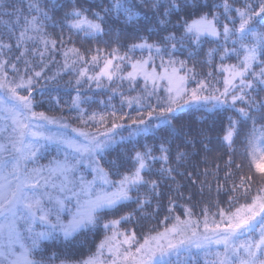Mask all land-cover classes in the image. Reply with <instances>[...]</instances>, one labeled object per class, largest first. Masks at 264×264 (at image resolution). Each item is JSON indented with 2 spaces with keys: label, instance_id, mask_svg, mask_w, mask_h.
Returning <instances> with one entry per match:
<instances>
[{
  "label": "snow or ice",
  "instance_id": "snow-or-ice-1",
  "mask_svg": "<svg viewBox=\"0 0 264 264\" xmlns=\"http://www.w3.org/2000/svg\"><path fill=\"white\" fill-rule=\"evenodd\" d=\"M5 3L6 0H0V7ZM207 6V0H110V6L103 7L101 3L100 11H92L81 0H29L28 15L22 17L15 45L22 49L16 60L23 58V69L4 58L3 50H10L12 45L0 38V264H53V257L46 262L34 258L42 241H68L81 233L87 234L97 227L102 213L133 200L143 210L151 200L147 196L140 198L141 189L156 193L159 186L156 180L146 178L157 160L162 161L159 174L171 177L174 169L169 166V148L165 147L168 141H165L159 147V157L151 147H146L144 151L135 150L128 159L117 156L107 161L112 175L119 177L113 181L100 160L118 142L115 129L123 125L113 122L107 128L109 116L128 119L136 125L130 132L132 136L162 127L170 129L169 135L173 136L177 132L172 123L175 113L185 106L203 101L210 110L233 108L240 119L229 118L224 140L231 148L234 138L240 135L241 124L250 122L244 136L246 150L253 162L259 153L260 163L256 168L264 173V123L257 127L258 121H264V99L257 101L254 95L264 92V0H221L220 4H213V9H222V13L205 11ZM141 7L152 10L159 30L167 35L151 43L142 37L123 54L114 48L104 58L98 73L90 75L87 66L77 70L76 85L87 77V81H95L100 87L101 77H106L109 83L114 78L127 80L129 88L134 89L140 80L145 98L157 97L156 105L142 103V98L136 96L124 98L129 107L133 101L139 105L135 116L128 113L118 116L114 109L85 115L86 110L81 107L84 101L77 94L71 107L77 110L75 118L84 127H72L66 117L34 110L31 93L43 76V57L57 49L58 41L48 33L49 27L60 29L63 67L87 65L89 62L78 48L64 47L65 28L69 32L68 40L80 33L96 38L105 33L109 18L123 17V23H134ZM58 10L62 13L59 19L54 14ZM15 12L20 14L21 10ZM174 14L180 24L179 36L168 27ZM16 23L20 24V20ZM28 42L41 46L31 50L40 58L41 71L35 70L26 58L30 51ZM205 42H215L217 46L208 49L204 63L209 71L200 78L195 63ZM137 51L140 58H134ZM96 52L91 56L93 65L100 60V49ZM185 52L187 58L180 59ZM217 57L219 64L215 63ZM232 57L237 63L228 62ZM114 60L120 63L114 65ZM125 63L131 67L126 74L122 72ZM190 81L195 82V87H189ZM162 89L166 93L163 100L158 95ZM90 127H97V132L89 131ZM100 127H105V131H99ZM69 129L75 136L68 134ZM123 139L121 136L120 141ZM49 148L56 154L48 164L42 165L39 161ZM185 156L178 148L177 161ZM82 168L91 170V180ZM247 180L250 182L251 177ZM237 187L246 196L250 183L241 177L233 192ZM169 212H174L171 204ZM202 212V222L193 218L191 208L185 209L186 219L173 214L170 225L154 234L150 230L142 242L134 231L120 229L121 220H128V216L105 222L104 239L96 245L95 252L77 264H187L193 250H209L212 246L222 247L223 251H216L208 264H264V188L257 191L251 203L240 204L234 211L231 203L228 212L218 209L219 220L216 214L210 217L206 208ZM65 214L70 217L67 222ZM168 219L164 217L165 221ZM37 224L43 230H38Z\"/></svg>",
  "mask_w": 264,
  "mask_h": 264
},
{
  "label": "trees",
  "instance_id": "trees-1",
  "mask_svg": "<svg viewBox=\"0 0 264 264\" xmlns=\"http://www.w3.org/2000/svg\"><path fill=\"white\" fill-rule=\"evenodd\" d=\"M85 7L91 8L92 11H100V5L103 7L110 6V0H81ZM221 0H207V8L205 11H220L222 9H213V4H220ZM29 0H6L3 7H0V38L2 42L12 45L11 49H4V58L11 62L17 63V66L23 67V58L20 61L16 60L21 49H18L16 41L11 35L12 32L18 30L23 23L22 17L28 15ZM240 6L239 4L236 5ZM16 9L21 10L20 14L15 12ZM139 18L132 24L123 23V17L116 20L114 17L109 18V26L105 27V33L96 37H86L83 33L71 35V40H68L69 32L67 28L64 30L65 48L75 47L80 50V53L87 58L94 55L97 49L103 51L108 56L114 48H119L121 54L128 51V48L133 43H139L140 39L146 38L148 41H158L162 35H167V32L159 30L155 14L150 8H138ZM59 19L62 13L58 10L54 13ZM211 14V13H210ZM182 15V14H181ZM187 18V17H184ZM171 24L168 26L170 30L175 31L176 35H180V24L176 14L171 16ZM20 20V24L16 21ZM3 22V24H2ZM156 28L157 31H151ZM48 33L56 38L57 49L49 56V63L46 56L43 57L44 69L43 76L38 79L33 86L31 96L34 100V108L38 111H43L48 115L66 116L73 121L74 110L71 109L70 103L61 102L65 98L74 100L79 94L81 98L92 97L91 102H86V112L91 110H101L107 107H112L119 116L121 113H128L131 116L136 115L138 104L133 101L131 107L128 106L127 100L124 98H132L141 96L142 82L138 80L136 87L130 89L128 81H117L115 78L111 83L106 77H101L100 87L97 88L96 82L88 83L87 77L81 80L79 86L76 85L78 78L77 70L84 65H74L72 72H66L63 69L59 73L63 65L61 59V46L59 43L60 29L48 28ZM215 42H205L200 49L195 70L200 78L206 76L209 71L208 66L204 63L206 53L209 48H215ZM146 55V53H145ZM141 53L137 51L134 58H140ZM180 59H186L187 53L180 55ZM40 60V58H39ZM38 66V60L30 61ZM117 62L114 60V63ZM219 58H216L215 63L219 64ZM229 63H237L235 57L228 61ZM189 66H192V61H189ZM91 67V66H90ZM103 67H91V75L96 74ZM41 68V67H40ZM92 68H96L93 70ZM127 71H131V67H126ZM215 74V69H213ZM55 77V79H50ZM87 81V82H86ZM92 82H95L94 84ZM193 84V82H190ZM217 87H222V84H217ZM256 95L257 101L264 99V92ZM165 93L161 91L159 97L163 100ZM59 100V104H57ZM157 97L150 98V104L156 105ZM85 102V100H84ZM61 103V105H60ZM142 103H145L142 101ZM239 103V102H238ZM63 106V107H62ZM63 108V109H62ZM256 115L255 111L252 113ZM229 118L239 120L238 113L233 108H218L211 109L208 104H197L187 106L183 110L175 113V118L172 123L177 132L173 136L169 135L170 129L153 128L147 133H140L133 137L118 141L111 148L107 149L100 164L109 171L113 181L119 179L118 176L112 175V170L107 161L115 159L117 156H122L125 159L130 158L135 150L144 151L146 147H151L154 155L159 157V147L161 143H165V147L169 148V166L174 169L171 177L167 174L161 176L158 169L162 167V161L157 160L148 179H153L158 182L156 193H152L149 189H141L139 196L143 199L147 196L150 204H145L141 210L135 203V200L127 202L124 205L118 206L116 210H107L101 214L100 222L97 227L89 233H81L77 237L64 241L48 240L42 241L39 249L34 253V258L37 261H47L49 257H53V264H59L61 261L67 263H77L81 259L86 258L89 254L95 252L98 245L105 237L106 230L103 228V223L113 219H120L122 216H128V220H121L120 229L125 232L136 233L138 240L142 242L144 235L151 230L153 234L156 230H163L165 225H170L173 220L171 216L178 215L181 218L185 216V209L191 208L193 218L203 219V209H207L209 216L218 213V209H224L226 212L234 211L235 207L240 204L251 202L252 197L257 191L264 187V173L257 170L256 164L260 163L259 153L256 161L253 162L246 150L247 146L244 142L245 133L251 127V123L241 124L240 135L234 138V143L231 148L228 147L224 136L229 127ZM123 124L122 133H127L128 126L133 125L128 119H116L108 117L106 126H111L112 123ZM149 124L152 121H148ZM264 121H258L257 127ZM179 148L180 152L186 153L183 160L177 161L176 153ZM131 167V163L127 165ZM124 169H122L123 171ZM251 177V181L247 177ZM174 177V179H173ZM241 177L245 178L246 183H250V188L245 196L240 188H236L233 192V186L240 183ZM135 196L136 194L133 193ZM234 198V199H233ZM238 201V203H237ZM174 206V212H169V206ZM131 214V215H130ZM168 216L167 221L164 217ZM163 221V223H162ZM197 264H202L198 262Z\"/></svg>",
  "mask_w": 264,
  "mask_h": 264
},
{
  "label": "rangeland",
  "instance_id": "rangeland-1",
  "mask_svg": "<svg viewBox=\"0 0 264 264\" xmlns=\"http://www.w3.org/2000/svg\"><path fill=\"white\" fill-rule=\"evenodd\" d=\"M2 24H3V22H2ZM19 31H20V28H19L18 30H16V31H14V32L11 33V35L13 36V38L15 39V41H16V35L19 34ZM28 47H29L30 51L26 54V58H27L28 60H30V61H32V60H34V58H36V59L39 61V62H38V66L35 65V64H32V63H31V65H32L33 68H35V70H37V71H41V68H40V67H41V61L39 60V57L36 56V55H34L33 52L31 51L34 47L39 48V47H41V46H40V45H33L31 42H28ZM21 51H22V49H21ZM51 53H52V51H49L48 53H46V54L44 55V56H46L45 59L47 58V60H48V59H49V56L51 55ZM96 54H97V52H96L94 55H96ZM60 55H61V59L63 60V63L61 62V65H63V64H64V59H65L64 56H63V52H61ZM98 55H99V57H100V60H99V63H98L97 65H93V64H91V56L87 58L86 56L83 55V56L85 57V60L89 62L87 65H84V66H87V67H88V70H89V68H91V67H97V69H99V68H100V65L103 64L104 58L106 57L105 53H103V51H100V52L98 53ZM49 62H50V61L48 60V62H46V63H49ZM46 63H44V64H46ZM117 63H120V62L117 61V62L114 63V65L117 64ZM44 64H43V69H44ZM157 64H159V61H157ZM76 65H82V64H79V63H78V64H76ZM90 66H91V67H90ZM129 66H130V65H129ZM23 67H24V65H23ZM23 67H20V68L23 69ZM126 67H128V64L125 63V64L123 65V68H122V72H123V73L126 71ZM73 68H74V66H73L72 68H67V69H66V72H69V71L72 72V69H73ZM63 69H65V68L63 67L61 70H59V71H60L59 73H61ZM92 69H93V70H96V68H92ZM8 71H9V76L11 77V76H12L11 69H8ZM42 71H43V70H42ZM157 71H161V70H160L159 68H157ZM90 73H91V70H89V74H90ZM29 74H30V73H29ZM76 75H77V74H76ZM90 75H91V74H90ZM116 80H117V79H116ZM190 82H193V84L191 83V85H190ZM190 82H189V87H195V82H194V81H190ZM88 83H91V81H89ZM92 83L94 84L95 82H92ZM94 85H95V84H94ZM141 86H142V90H143V85H141ZM97 88H98V87H97ZM20 91H21V94H26V93L23 92V90H20ZM161 91H163V89H162ZM161 91H160L159 93H161ZM163 92H164V91H163ZM159 93H158V95H159ZM164 93H165V92H164ZM165 95H166V93H165ZM140 97L142 98L141 102L143 101V102H145V103H148L149 100H150V98H145V94H144L143 91H142ZM153 97H154V96H153ZM153 97H151V98H153ZM81 99H82V101L85 100V102H83V103L81 104V107H82L83 109L86 108V105H85L86 102H91V101L93 100L92 97H89L88 99H87V98H81ZM33 101H34V100H33ZM72 101H73V100H69V98H65V99H63L61 102H63V105H64V103H70V105H71ZM203 103L206 104L205 102L201 101V102H198V103H193V104H191V105H189V106L197 105V104H203ZM60 105H61V103H60ZM33 107H34V103H33ZM62 107H63V106H62ZM138 107H139V105H138ZM185 107H187V106H185ZM185 107H184V108H185ZM62 109H63V108H62ZM71 109L75 111L74 114H73L74 118H72L73 121L69 120V119H68L66 116H64V115H62V116L67 118V122H68L72 127H84L83 125L79 124L78 120L75 118V117H77V115H78L77 110H76L75 108H72V107H71ZM34 110L37 111V112H40V111L36 110L35 108H34ZM111 110H113L112 107H107V108H105V109H101V110H91V111H88L87 113H85V115H87V114H89V113H91V112L105 113V112H108V111H111ZM54 116H55V115H54ZM56 116H57V115H56ZM58 117H60V116H58ZM122 125H123V124H122ZM123 126H124V125H123ZM106 127H107V128H111V126H106ZM141 127H142V126H141ZM135 128H136V125H129V126H128L127 133H125V134L122 133V131H123V127L115 129V134H117V141L120 140V137H121V136L124 137V139L130 138V137H133L132 135H130V132H131L133 129H135ZM88 130L91 131V132H93V133H95V132H97V127H90ZM67 131H68V134H69V135L75 136V133H72L70 129L67 130ZM99 131H101V132L105 131V127H100V128H99ZM77 138L79 139V137H77ZM55 154H56V153H55L54 149L49 148L48 151L44 154L43 158L40 159V161H39L40 164H42V165H46V164H48L49 159H51L52 156L55 155ZM82 171H83V173H84V175L86 176L87 179H89V180L92 179L93 173L91 172L90 169L82 168ZM263 188H264V187H263ZM249 203H251V202H249ZM210 217H211V216H210ZM69 218H70V217H68L67 214H65V216H64V220H65V222H67V220H68ZM186 218H187V217H184V218H181V219H186ZM216 218H217V220H219L218 213L216 214ZM195 219H196V218H195ZM198 220H200V219H198ZM202 220H203V219H201L200 221L202 222ZM37 229H38V230H43V229H42V226H40L39 224H37ZM200 231H203L202 227H201ZM252 235L255 236L256 233L254 232ZM25 236H27L26 233H25ZM26 243H29V244H30V241H28V240L26 239ZM218 250H219V251H223L222 247L219 248V249H217L216 246H212L211 249H209V250H201V251L193 250L192 256H191V258L188 259L187 264H197L199 261L202 262V264H208V262L214 258V253H215L216 251H218ZM59 264H61V263H59ZM67 264H77V263H67Z\"/></svg>",
  "mask_w": 264,
  "mask_h": 264
}]
</instances>
